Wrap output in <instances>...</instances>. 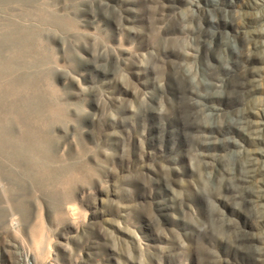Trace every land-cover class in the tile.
I'll list each match as a JSON object with an SVG mask.
<instances>
[{"label": "rangeland", "instance_id": "1", "mask_svg": "<svg viewBox=\"0 0 264 264\" xmlns=\"http://www.w3.org/2000/svg\"><path fill=\"white\" fill-rule=\"evenodd\" d=\"M42 1L55 20L44 23L46 13L28 1L0 0V27L10 20L32 28L40 64L31 69L34 95L42 100L28 121L38 160L34 151L14 159L0 152V264H263L252 240L264 232V197L256 206L236 199L225 170H241L243 150H260L255 165L264 170V44L249 52L236 35L264 31V0H220L221 9L203 15L229 23L223 35L241 55L214 100L217 119L195 117L182 103L169 109L154 97L164 70L154 48L157 6L191 13L186 0ZM199 1L211 8L212 0ZM171 10L168 22L179 27ZM161 46L181 53L174 43ZM174 52L164 60L185 59ZM248 67L260 72L242 92ZM240 106L256 111V134L234 122ZM206 123L216 125L208 131ZM9 134L19 137L21 124L13 122ZM199 152L222 174L200 167Z\"/></svg>", "mask_w": 264, "mask_h": 264}, {"label": "bare ground", "instance_id": "2", "mask_svg": "<svg viewBox=\"0 0 264 264\" xmlns=\"http://www.w3.org/2000/svg\"><path fill=\"white\" fill-rule=\"evenodd\" d=\"M23 1H28L33 5L36 4L39 9L46 13V17L41 19L44 23L46 21L48 22V20L52 21L56 19V16L53 17L55 13L45 4L44 1ZM185 2H188L192 6L191 13L179 15L178 12L175 11L176 6L174 4H169L167 6H157L158 14L154 18V23L156 26V32L154 35V48L156 54L155 57L159 62L162 63L161 65H163L164 70L163 75L159 80L160 89L158 91V95L154 97L156 102L158 101V103L162 100H165L169 104V109L175 108L178 103H182L183 106L189 109V114L195 117L199 116L200 118L208 117L211 119H217L219 117V113L217 110L218 108L214 104V100L219 96V93L221 91L223 92V90H226L225 88H227L228 86L230 77H232L235 73V68L236 66H238L237 64L241 59V55L231 48L230 41L226 40L225 36L223 35L221 28L229 25V23L221 17H203V15H207L211 11L221 9L223 3L220 0H212L208 2V4L211 5V8L204 7L199 3V0H186ZM166 10L172 11V17L177 18L179 27H175L171 25L170 22H168V16L170 15V13L165 12ZM260 16L264 18V13H261L259 17ZM191 21L201 22L202 24L200 27L193 25L192 27L189 25V22ZM31 33L32 28L25 26L21 22H13L9 20L3 23V26L0 27V110H7L5 114L0 116V152L4 151L8 158H13L14 156H21L22 154L34 151V154H36V160H38V157L40 155V153L38 152L39 140L36 139L33 130H31L30 126L28 125V121L33 119L31 116V113H34L33 110L42 105V100L38 99V97L34 95L36 91V85L34 83L35 74L32 73L31 69L38 67L40 64L36 58L32 57L34 49L30 39ZM239 33L245 40L243 42V48L247 51H252V48L255 50L256 48L264 44V31L260 29L237 30L236 35L239 36ZM163 42H171L176 44V47H178L181 53H178L176 51L174 52L173 50L176 49H174L173 47L163 49V47L161 46ZM215 48L218 49L217 51L219 53V56L213 54ZM244 51L241 50V52L243 53ZM165 52L169 54H172L174 52V55L176 56L178 54H182L185 59L164 60L165 58L163 56H165ZM204 54L206 55L205 60H203ZM246 57L248 56L246 55ZM259 57V62L262 64L260 68L264 69V54H260ZM244 69L245 70L243 72V78L239 90L242 92H248L252 90V85L256 80L255 76L258 75L257 72L259 73L260 71L252 70L249 67ZM203 76H205V78ZM200 87H211L215 90L216 94H205L199 91L198 88ZM260 106H262L261 108L264 111V101ZM8 112L10 113L9 115L7 114ZM252 112L254 113V115L256 114V111H252L247 107H241L237 110H233V115L235 117L234 122H237V124H239V127H242L246 131H253L255 133V131L259 132V129H255L257 128L255 127L257 122H255L256 119L253 120L251 118ZM13 122L21 124L22 134H20L19 137H11V135L9 134V132L11 133L12 131ZM214 125L216 124L206 123L203 124V128L208 129V131H212V128L215 127ZM181 126L184 130H188V121L183 120L181 122ZM5 135L10 136H7L8 138H5ZM201 136L203 138H210L212 135L202 133ZM261 139L264 141V136ZM256 144H259V142H256ZM258 153L262 154L260 150H247L246 152L243 150V163H241V170H239L238 173L230 169L225 170L227 171V173L231 174L230 177L235 182V186L232 190L233 196L236 199L248 200L255 206L258 204V201L264 197V194L261 193V190L264 191V170L258 168L255 165V161L258 158ZM199 156H201V158H199L200 167H210V169L213 171V175L216 176L218 174H222L220 173V168L215 167L212 162L203 158L206 157L207 154L199 152ZM227 225L225 223V226ZM229 229H231V227ZM223 234H225V229ZM232 234L233 233H231V236ZM243 235L244 234H242V237ZM222 236L224 235L221 234V237ZM233 241L234 240H232V242ZM252 241H254V246L259 251L258 254H264V232H261L257 236H254ZM252 241L249 240L248 242H251L252 244ZM235 247L237 248V246ZM245 248L247 247L245 246ZM259 259H261L260 256ZM219 260L221 261V259ZM219 260L218 262H220ZM225 260H227V258H225ZM213 262L216 263V259ZM209 263L211 262H208V264Z\"/></svg>", "mask_w": 264, "mask_h": 264}]
</instances>
